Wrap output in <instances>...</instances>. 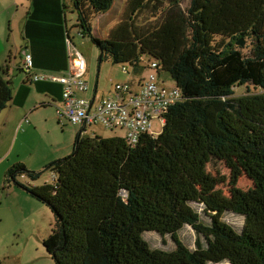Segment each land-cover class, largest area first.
<instances>
[{
  "label": "trees",
  "instance_id": "16d2710c",
  "mask_svg": "<svg viewBox=\"0 0 264 264\" xmlns=\"http://www.w3.org/2000/svg\"><path fill=\"white\" fill-rule=\"evenodd\" d=\"M65 1L80 34L97 47L98 65L106 60L140 72L156 60L181 99L157 135H142L133 146L80 128L71 153L45 166L51 182H19L41 174L22 162L6 169L7 185L51 210L42 243L54 264H264V0H189L185 9L180 0H125L103 38L93 34V21L113 0H62L64 12ZM240 39L251 41V55L242 53ZM8 67L9 60L0 63V113L13 96ZM243 84L263 91L235 96L233 87ZM211 157L230 168L234 199L211 195ZM240 174L256 195L238 190ZM227 213L242 218L240 229L224 220ZM186 225L194 248L179 238ZM145 232L168 235L175 247L152 248Z\"/></svg>",
  "mask_w": 264,
  "mask_h": 264
},
{
  "label": "rangeland",
  "instance_id": "374dc122",
  "mask_svg": "<svg viewBox=\"0 0 264 264\" xmlns=\"http://www.w3.org/2000/svg\"><path fill=\"white\" fill-rule=\"evenodd\" d=\"M124 2L125 0H115L112 10H116L119 4L122 9ZM188 3L189 0H180V7L185 9ZM68 4L66 25L69 30L71 43L86 60L90 77L88 83L91 89L93 90L94 82L97 80L98 95H101L103 91L106 94L107 92L105 91L111 88L115 82L127 80L129 75L121 70L120 64H113L105 60L98 65L97 57L99 51L90 38L82 36L79 29L74 25L76 13L70 10L71 3L68 2ZM8 23L7 19L6 26ZM115 23L116 20H113L108 24V27L112 28ZM100 24L101 22L98 23V26ZM93 26H95V20L93 21ZM105 26L103 24L100 25L95 35L101 38L105 37ZM9 40L8 49L16 54V62H19L18 51L22 47V37L15 30ZM252 46L251 41L245 39L240 49L244 55L249 56L251 55ZM68 52V47H66L67 64ZM159 80H163L165 86L174 85L172 78L167 72L160 73ZM233 90L235 96L263 91V89L251 84L235 85ZM51 108L55 110V106H51ZM48 112L49 108L39 109L37 111L38 122L35 126L24 132L20 131L16 138L11 136V139H8L5 144L0 143V264H7L9 259L17 262L21 260L23 264H54L42 243V240L49 235L53 224L54 219L51 210L24 189L14 184L7 185L5 183L6 169L16 162L24 163L29 170L41 172L36 180H31L26 175L18 176L17 180L19 182L28 185H41L51 182L52 171L46 169L45 166L49 162L71 153L75 134L80 127L71 123H66L63 127L57 123V120L50 118ZM161 128L160 121L154 120L153 132L155 135L161 131ZM92 131L102 137H120L123 135V131L120 129L109 130L97 126L88 127L86 134H91ZM205 172L215 183L211 192L212 196L222 199H234L230 186V168L223 160L211 157L205 166ZM236 187L244 194L256 195L253 181L244 174L238 176ZM224 220L236 229H240L242 225V218L237 215L227 213L224 215ZM178 235L185 245L189 248H194L196 235L190 226H184L178 232ZM144 239L152 248L171 250L175 247L168 235L161 237L155 232H145ZM218 264L229 263L222 262Z\"/></svg>",
  "mask_w": 264,
  "mask_h": 264
},
{
  "label": "crops",
  "instance_id": "0c3cea01",
  "mask_svg": "<svg viewBox=\"0 0 264 264\" xmlns=\"http://www.w3.org/2000/svg\"><path fill=\"white\" fill-rule=\"evenodd\" d=\"M65 2L67 8L64 12L62 0H0V63L6 59L9 60L8 75L13 88L10 104L0 113V143L2 144L8 142L11 136L16 138L20 131L24 132L35 126L38 122L39 109L49 108L50 118L57 120L55 110L51 106L61 104V85L47 80L30 81L21 69V52L25 50L31 53L35 72L61 74L66 70L65 51L68 47L66 12L69 4ZM114 2L115 0L110 9L94 19L95 26L92 27L94 35L100 25H106L107 34L110 29L108 24L113 20L117 22L121 5L119 4L116 10H112ZM70 10L74 12L72 8ZM7 19L9 23L6 26ZM99 22L101 24L98 26ZM15 30L22 37V47L18 51L19 62H16V54L7 46ZM87 74L86 70L85 78L88 81L90 77ZM93 90L98 95L97 80L94 82ZM102 94H105L104 91ZM7 264H23V262L9 259Z\"/></svg>",
  "mask_w": 264,
  "mask_h": 264
},
{
  "label": "built area",
  "instance_id": "2783aa9c",
  "mask_svg": "<svg viewBox=\"0 0 264 264\" xmlns=\"http://www.w3.org/2000/svg\"><path fill=\"white\" fill-rule=\"evenodd\" d=\"M68 64L61 74L35 72L31 53L21 52V69L30 81L47 80L61 85V104L55 105V113L61 125H78L83 134L91 126L104 129H120L130 146L142 135L154 136L153 122L163 125L168 109L181 99V91L174 84L165 86L159 80L160 66L156 60L144 63L140 72L131 71L125 65L121 70L129 75L124 81L115 82L106 94L97 95L85 78L87 64L84 56L70 39ZM90 136L98 135L94 131Z\"/></svg>",
  "mask_w": 264,
  "mask_h": 264
},
{
  "label": "water",
  "instance_id": "95a60500",
  "mask_svg": "<svg viewBox=\"0 0 264 264\" xmlns=\"http://www.w3.org/2000/svg\"><path fill=\"white\" fill-rule=\"evenodd\" d=\"M237 43H239V44H241V45H242V44H243V40H242V39H240V40H238V41H237Z\"/></svg>",
  "mask_w": 264,
  "mask_h": 264
}]
</instances>
